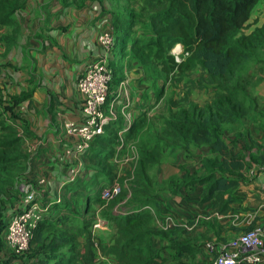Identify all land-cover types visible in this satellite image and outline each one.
Listing matches in <instances>:
<instances>
[{"label":"crops","instance_id":"obj_1","mask_svg":"<svg viewBox=\"0 0 264 264\" xmlns=\"http://www.w3.org/2000/svg\"><path fill=\"white\" fill-rule=\"evenodd\" d=\"M118 15L116 0H26L0 23V140L7 139L5 126L14 128L24 153L17 158L21 161L16 163L19 171L12 173L18 176L13 184L3 187L6 221L21 210V186L27 181L44 178L43 184L36 185L37 196L42 203L52 202L49 218L67 214L80 224L87 216L86 202L112 182L96 181L91 167L95 142L88 152L68 155L75 142L65 134L64 126L71 121L83 123L77 80L86 63L102 56L114 68L108 104L117 115L106 134H117L126 116L135 123L153 96L154 89L141 66L134 64L126 70L119 65L124 62L118 61L114 46L106 49L98 41L103 32L119 33ZM260 124L264 147V121ZM257 150L252 147L248 151ZM199 152L188 155L179 146H167L150 170L155 204L149 210L156 215L158 227L167 231V237L152 235L150 245L164 264H213L214 255L203 245L205 241L226 243L232 250L237 233L264 219L262 172L249 180L248 174L244 175L237 190L239 197L223 214L213 209L210 200L202 199L206 192L202 184L183 185L185 173L204 174L201 159L209 154ZM76 166L78 174L70 181V170ZM76 209L79 214L74 213ZM4 232L0 262L22 264L3 242ZM172 242L178 248L172 247ZM111 261L116 264L115 259Z\"/></svg>","mask_w":264,"mask_h":264},{"label":"trees","instance_id":"obj_2","mask_svg":"<svg viewBox=\"0 0 264 264\" xmlns=\"http://www.w3.org/2000/svg\"><path fill=\"white\" fill-rule=\"evenodd\" d=\"M25 1L0 0V23L11 16ZM258 1L142 0L141 12L135 14L148 21L147 30L152 32V36L147 39L138 36L132 42L133 47L137 54L152 52L161 59L165 57V69L185 71L199 66L207 75L209 83L220 88L230 84L227 93L221 99L234 102L236 112L244 113L246 107L236 99L235 90L239 86L235 76L243 62L252 56L253 46H264V22L251 32L243 33L251 11ZM118 19L116 16V22ZM118 27L119 33L110 32L113 43L118 42L121 29L125 26L119 22ZM125 34L126 32L122 36ZM178 43L182 45L185 56L181 61L175 62L169 50ZM219 111L225 116L232 114L229 110ZM171 120L167 122V133L172 136L169 137L170 140L168 138L169 143L181 147L185 152L194 145H207L212 155L201 160L204 174L197 177L185 173L183 185L202 184L206 191L202 199L210 200L213 209L218 213H226L230 209V203L239 197L237 190L244 175L252 173L256 175L263 171L264 147L253 143L258 150L250 152L248 157L232 152L221 134L217 113L198 120L180 114L178 117L173 116ZM111 124L106 126L105 131ZM135 124L136 122L130 129ZM3 130L7 132V139L0 141V183L3 182L1 175L7 161L12 160V157L7 155L8 149L15 147L20 150V137L15 135V129L5 126ZM105 131L93 141L97 147L93 149V157H99L101 161H110L119 140L116 132L109 135ZM251 148L246 147L247 150ZM161 154L162 147L158 145L141 149L134 180L130 184V196L127 197L129 192L123 190L110 201H106L100 195L95 196L91 202H86L87 216L81 224L67 214H57L51 219L46 212L32 232L29 248L16 255L18 259L22 264H101L98 254H102L113 256L116 264H164L150 245V238L152 235L167 237V231L158 227L156 215L148 209L155 204L150 170L160 161ZM18 156L22 158L24 153L21 152ZM112 183L113 181L106 186ZM107 204L110 205L105 209ZM3 208L2 202L0 246L2 233L8 222L5 220ZM97 210L113 229L108 244H100L91 229ZM171 244L172 247L178 248V244L173 242Z\"/></svg>","mask_w":264,"mask_h":264},{"label":"rangeland","instance_id":"obj_3","mask_svg":"<svg viewBox=\"0 0 264 264\" xmlns=\"http://www.w3.org/2000/svg\"><path fill=\"white\" fill-rule=\"evenodd\" d=\"M116 1L119 11L118 20L125 26V29H121L123 33L119 37L118 42L112 45L114 50L116 49L118 61L120 63L124 62V64L119 65H124V68L128 71L133 68L134 64L141 66L148 81L151 82L154 93L142 115L136 120L135 126L123 133L122 146L120 147L119 143L115 147L112 159L110 161H101L99 157H92L91 167L95 171L96 181L109 183L117 178L121 182L122 190L129 192L127 194V197H129L131 192L130 184L134 180L140 150L158 145L160 148L162 147L163 151L167 146H177L169 143L171 139L169 137L172 136L167 133V122L172 121L173 116L178 117L180 114L184 117L198 120L209 114L217 113L221 125V134L229 145V149L234 153L249 155L250 151L246 149L247 146L254 147L253 143L262 146L263 140L260 138L262 128L260 123L264 121L263 45L253 46L252 56L243 62L238 74L235 76L239 86L235 90L236 99L246 107L244 113H239L233 107L234 102L224 98L221 99L227 93L230 84H227L225 88H220L209 83L207 75L199 66L185 71L180 69L168 70L165 69V57L161 59L160 56L152 52L144 53L143 55L137 54L132 42L138 36L146 39L150 35L152 36V32L147 30L149 28L148 21L143 17H137L135 14L141 12L142 0ZM263 22L264 0H259L251 11L250 19L243 33L251 32L262 25ZM124 32L126 34L123 37ZM169 54L174 57L175 62L181 61L182 57L185 56L183 47L179 43L169 50ZM218 107L223 110H229L232 114L225 116L219 111ZM205 146L194 145L186 153L189 155V153L199 150L201 155L209 154V156L204 157L212 156L210 152H207ZM236 148L237 151L235 150ZM20 153V150L15 147L8 149L7 155L12 157V160L7 161L4 173L1 175L3 182L0 183V204L3 202L1 199V195L4 192L3 187L13 184L18 176L12 175V173L13 171H19L16 163L21 161L16 158L19 156L14 155ZM254 177L253 173L247 175L248 180ZM109 205L107 204L105 209ZM74 213L79 214V211L76 209ZM97 234L102 235L101 238L97 237L100 244H108V241H111L113 229L108 226L107 229L98 230L96 236ZM207 244H212L215 247L214 249L220 248L222 250V246L226 243L220 242L215 245L212 241H205L203 245L207 247ZM156 253L158 254L157 251ZM98 257L101 264H113L111 259H115L111 255L103 256L98 254Z\"/></svg>","mask_w":264,"mask_h":264},{"label":"built area","instance_id":"obj_4","mask_svg":"<svg viewBox=\"0 0 264 264\" xmlns=\"http://www.w3.org/2000/svg\"><path fill=\"white\" fill-rule=\"evenodd\" d=\"M98 41L104 48L109 49L113 45V36L110 32H103L99 35ZM113 77L114 68L105 56L86 63L80 72L77 86L83 98L84 120L81 124L71 121L64 126L65 134L73 138L75 142L72 148L67 150L68 155L74 157L88 152L93 141L104 133L106 126L117 120V115L107 100ZM132 124L133 121L126 116L117 132L120 147L122 146L123 133ZM78 171L79 166L71 168L68 180L72 181ZM262 173H264V168ZM43 183L44 178L42 177L35 183L27 181L21 186L23 206L21 210L12 214L8 219L3 242L15 255H20L29 248L33 230L52 206V202L42 203L37 196L36 185ZM121 190L122 185L118 179H115L112 185L102 188L100 196L106 201H110ZM60 201L61 198L59 197L57 202ZM107 228V220L97 210L91 226L93 234L96 235L98 230ZM231 245L234 247L232 250H228L225 245L222 246L221 250L220 248L214 249L212 244H207L208 250L214 255L213 264H264V219L241 232L231 242Z\"/></svg>","mask_w":264,"mask_h":264}]
</instances>
